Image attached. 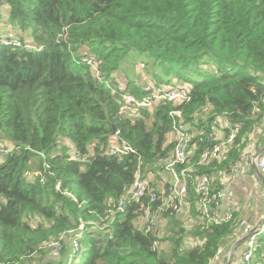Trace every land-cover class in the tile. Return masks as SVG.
Returning a JSON list of instances; mask_svg holds the SVG:
<instances>
[{"label": "trees", "instance_id": "1", "mask_svg": "<svg viewBox=\"0 0 264 264\" xmlns=\"http://www.w3.org/2000/svg\"><path fill=\"white\" fill-rule=\"evenodd\" d=\"M5 4L36 48L0 46V136L14 146L0 161V264H74L77 254L78 264H212L240 230V219L234 209L228 221L206 217L194 179L208 174L211 191H223L264 119V0H0V15ZM132 48L172 69L215 68L193 81L188 102H161L134 119L120 117L122 93L142 94L113 78ZM84 52L99 61L101 80L82 62ZM175 108L196 134L186 196L193 225L187 233L180 218L167 214L165 235L145 232L138 223L142 201L115 208L129 194L140 155L143 175L153 181L168 163ZM219 117L227 118L225 137L234 131V141L222 159L199 163L217 142L209 134ZM114 125L138 154L106 153ZM73 148L91 155L73 159ZM82 220L81 251L68 240L50 256L47 242ZM186 236L195 244L184 248ZM243 264H264V227Z\"/></svg>", "mask_w": 264, "mask_h": 264}, {"label": "built area", "instance_id": "2", "mask_svg": "<svg viewBox=\"0 0 264 264\" xmlns=\"http://www.w3.org/2000/svg\"><path fill=\"white\" fill-rule=\"evenodd\" d=\"M5 6H7L9 10V15L2 13L0 16V46L35 49V44L27 41L25 37L16 29L19 27L11 22L10 6L6 4ZM81 60L90 67L91 71L98 79H102L100 63L95 56L84 52L81 54ZM180 82L182 83L183 81ZM185 84L186 83L182 85L179 81L168 82V84H166L165 82L158 83L156 81L145 80L141 85V95L138 96L130 91L122 93L118 115L120 117L134 119L139 116L141 109L153 111L155 106L161 102L172 101L175 102V104L188 102L191 99L190 86H185ZM170 114L173 118L170 140L175 141V147L168 163H166L164 169L159 171V176L155 179L156 181H153L151 178L143 175L140 155L135 180L129 190V194L132 195L129 202L131 200H139L142 201L144 206L141 214V228L145 232H157L163 215H177L184 212L186 196L188 193V182L193 180L191 171L194 164L190 163V156L192 152L191 139L196 134L191 132L189 124H185L183 122L182 110L180 108L173 109ZM234 137L235 132L232 131L223 141H217L212 147L206 149L203 152L199 163H208L222 159L224 152H226L228 147L232 145ZM209 139H217L216 133L211 132L209 134ZM13 148V145L9 148L7 145H1L0 155H2V157H0V161H2V158ZM106 153L108 155L121 157L129 153L138 154V151L132 147L128 141L123 139L120 136V131L116 129L113 137L110 139ZM89 155L91 154H81L74 148L70 149V156L73 159L86 161L90 157ZM256 164L260 173L264 176V150L259 156H257ZM178 166H181L180 169H178ZM194 182L196 184V191L200 194L199 206L204 215L216 223L230 220L233 216V208H228L224 212H221L219 209L227 192L224 190L220 192H212L211 178L208 174H200L196 176ZM57 188H60L59 184L57 185ZM128 195L117 202L115 208L117 211L122 212L125 210ZM108 217L109 216L101 218L102 224H100V228L109 226L114 216L111 215L110 218ZM85 222L82 220L78 229L70 230L69 232L62 234L60 237L47 242L46 247L49 255L56 256L62 250L64 243L68 240H71L73 250L75 252H80L81 245L79 240L86 225ZM88 223L93 222L89 221ZM255 226L256 224L250 223L245 219H241L239 222L240 230L235 233L236 236L234 239L237 240H239L242 236H247L243 241V261L248 262L252 259L256 248L257 236L264 227L262 226L257 231H254ZM158 245L159 241L155 240L153 248L156 249ZM224 253L225 247L220 246L215 254L212 264H226L223 260Z\"/></svg>", "mask_w": 264, "mask_h": 264}, {"label": "crops", "instance_id": "3", "mask_svg": "<svg viewBox=\"0 0 264 264\" xmlns=\"http://www.w3.org/2000/svg\"><path fill=\"white\" fill-rule=\"evenodd\" d=\"M2 13H5V15H9L7 6L3 7L1 14ZM16 29L25 37L27 41L33 42V39L29 32L23 31L19 28ZM83 50L86 51L87 47H84ZM113 75L116 78L117 85L118 82H122V84H125L124 86L126 87H129V84H134L135 86H138L140 91L141 85L145 80H147L146 78H144L143 80H127L124 76L120 75L118 71H116ZM227 126H229V122L226 117H219L216 119L214 124V132L216 133L218 142L223 141L226 138L223 128ZM263 127L264 119L262 120L261 126L257 127V130L252 134L248 144V148L244 151L242 159L238 163L239 169H237V171L233 172L226 178L225 189L223 190L227 193L224 196V199L220 206L221 212L226 211V209L228 208H233L238 219H245L253 224L259 223L264 215V183L261 182L258 177L260 176V171L256 163L252 161L250 152L252 149L257 150L258 152L264 147V134L262 133ZM181 215H183L184 217H190V220L193 223V217L190 215V212L187 209L186 201L184 212ZM170 220L171 217L165 214L161 217L160 222L163 221L165 227V225H169ZM138 223L142 227L141 217L139 218ZM238 241L239 240L237 239H232V241H230V243L225 247V253L223 255L224 263L228 262L229 253L235 244L237 246L235 248V251L233 252L231 262H233V264L238 263L239 260L236 257L237 255L238 257L241 255V250L243 248V242L238 243Z\"/></svg>", "mask_w": 264, "mask_h": 264}, {"label": "rangeland", "instance_id": "4", "mask_svg": "<svg viewBox=\"0 0 264 264\" xmlns=\"http://www.w3.org/2000/svg\"><path fill=\"white\" fill-rule=\"evenodd\" d=\"M213 65V64H212ZM213 67L215 66H206L201 65L198 68H192V69H184L180 67H174L173 69L171 68L170 63L163 59H158L150 55L149 53L146 52H140L136 48H132L125 59L123 60L121 66L116 70L118 73L122 76H124L127 80H143L146 78L148 81H156L158 83H166L168 84L167 81L170 82H176L179 81L180 84L185 86H190L193 81L201 79L208 70H212ZM115 71V72H116ZM114 72V73H115ZM113 78L116 82V78L113 75ZM183 79H186V81H183ZM180 81H183L182 83ZM117 84V82H116ZM125 84H122V82H118V86L121 88H125ZM262 133L264 134V127L262 129ZM12 143L6 141L4 138L0 136V146L1 145H7L8 148L11 147ZM257 150L252 149L250 152V156L252 158V161H256V155ZM2 157V155H0ZM178 218L181 219V225L187 229L188 231L192 228L193 223L190 220V217L188 216H183L181 214L176 215ZM160 222L159 224V230L165 235L166 230L170 229V225H165L164 227V222ZM184 248L190 247L195 244V240L190 237L186 236L185 237V243H184ZM162 247L164 246L165 250H169V245L165 241L164 243L162 242ZM238 262L239 264H243L241 255L238 257ZM74 264H78L79 262V254H77L76 258L73 259Z\"/></svg>", "mask_w": 264, "mask_h": 264}, {"label": "water", "instance_id": "5", "mask_svg": "<svg viewBox=\"0 0 264 264\" xmlns=\"http://www.w3.org/2000/svg\"><path fill=\"white\" fill-rule=\"evenodd\" d=\"M113 131H114V132L116 131V126H115V125L113 126ZM263 150H264V147H263L262 149H260V150L257 152L256 155L259 156L260 153H261ZM257 156H256V159H257ZM258 177H259L260 181L264 183V176H263L261 173H260V176H258ZM131 196H132V195H130V194L128 195V197H127V201H126L127 204L129 203V200H130ZM263 225H264V215H263L262 219L259 221V223L256 224L254 231H257V230H258L259 228H261ZM246 237H247V236H243L241 239H239L238 243L243 242V241L246 239ZM238 243H237V244H238ZM236 246H237V245L235 244V245L233 246L232 250L230 251V253H229V258H228V262H227L226 264H230V262H231V260H232L233 252L235 251Z\"/></svg>", "mask_w": 264, "mask_h": 264}, {"label": "bare ground", "instance_id": "6", "mask_svg": "<svg viewBox=\"0 0 264 264\" xmlns=\"http://www.w3.org/2000/svg\"><path fill=\"white\" fill-rule=\"evenodd\" d=\"M255 163H256V161H255ZM257 165V164H256Z\"/></svg>", "mask_w": 264, "mask_h": 264}, {"label": "clouds", "instance_id": "7", "mask_svg": "<svg viewBox=\"0 0 264 264\" xmlns=\"http://www.w3.org/2000/svg\"><path fill=\"white\" fill-rule=\"evenodd\" d=\"M3 160V159H2Z\"/></svg>", "mask_w": 264, "mask_h": 264}]
</instances>
